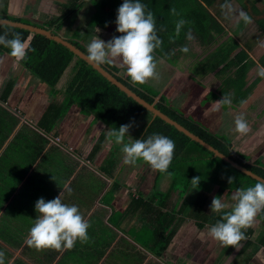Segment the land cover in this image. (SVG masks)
I'll return each mask as SVG.
<instances>
[{
    "label": "crops",
    "instance_id": "1",
    "mask_svg": "<svg viewBox=\"0 0 264 264\" xmlns=\"http://www.w3.org/2000/svg\"><path fill=\"white\" fill-rule=\"evenodd\" d=\"M3 1H6L7 12L4 16L0 15V19L9 20L7 17L21 19L16 12H23L24 7H31L35 20L39 18L37 16L40 13H45L49 16V20L46 23L59 21L57 24L60 25V32L73 30L70 37L60 34L65 40L70 39L77 33L74 30L83 29L86 31L90 25H85V22L92 21L94 15H98L94 20H100V22L104 21L106 16L105 7L103 6L105 0H75V4L78 5L77 9L70 7V3L73 0L60 1L63 8L57 9L60 14L57 17H55L56 11H54L55 9L53 10V5L43 2H48V0ZM30 2L33 5H30ZM66 3H68L67 7H65ZM147 9L152 11L149 3ZM217 22L220 26V31L218 33L216 31L210 32V37H217L222 40V45L230 39L235 44V47L229 49V45L222 46L223 48H219V53L215 56L211 53V48H207L208 44L205 47L198 46V48L207 52L205 56L200 57L202 61L206 58L213 59L209 66L205 62L206 66H201L204 72L200 73L199 78L195 74L194 76L192 75L194 62L199 64L198 62L200 61L199 57L195 59L198 50L194 46L195 55L189 54L188 58L187 56L184 58L185 64L183 68L171 67L172 70L167 74L166 78L160 81V83L164 82L165 86L159 90L157 97L165 96L168 88L173 86L169 96L167 94V99L172 103L171 105L174 107L181 106L184 114L194 117L195 120L204 124L212 132L228 135L232 143V150L246 153L248 161L254 162L259 159L264 164V78L259 75V70L264 68V52L259 55L255 54V58L251 57L246 49L243 48L244 46L251 48V44L245 43L242 45L240 44V39H236L241 34H244L242 29L239 28L241 31H236L234 36L231 33H225L220 22ZM109 23L114 24L115 22L111 21ZM35 24L38 25L36 22L33 25ZM103 25L99 22L95 23L91 29L92 34L96 35L104 31L106 28ZM237 26L239 27L240 25ZM117 35L120 36L122 33L117 31ZM262 35H264L263 32ZM104 40L106 42L109 39L104 38ZM193 41H197L195 37L191 40L187 39L186 43L189 42L188 45L191 46L190 43ZM193 45H195V42ZM240 46H243L241 48L243 51L240 50L233 56L236 48ZM227 47L230 54L226 56L224 53ZM204 51L202 52L204 53ZM241 53L244 54L238 56ZM161 57L165 59L164 56H159V58ZM11 60L13 61L10 65V75L5 81H3L4 77H0V85L4 83L1 87V92L6 95L4 100L14 111H11L13 118L11 120L2 119L1 122L3 124L0 125L3 128V131L0 132L2 136L0 138V251L5 253V264H71L74 261V264H120L115 258V254H125L129 247L132 249L128 250V257L123 258L122 264H132L129 262L130 258H133V264H193L183 261L182 258H185V252H180L182 249L177 250V245L179 244L175 243H180V237L177 236L176 232L179 229H177V226L172 227V231L173 229L177 230L174 231L169 241L170 243L163 251L159 249L155 253V251H151L148 248L149 243L152 244V242L146 239V231L152 228L155 223H158L161 218H165V212L159 213L153 208L152 199L158 195L156 192L159 191V188L158 186H152L154 183V177H152L151 186L147 189L151 199H141L140 191L134 192L131 190H134L132 185H134V181L138 177L141 182L147 180L149 171L146 170H151L152 167L141 160L135 165H128V168L124 169V165L121 164L119 168L116 161L112 174L101 170L103 162L101 160L102 152L99 153L94 161V156L98 151L94 155L90 153L96 137L92 138L89 136L90 134L87 135L86 127H84L83 134L75 129V120L80 117L88 124V116H76L73 118L72 114L74 112H67L71 116L57 121L52 131L46 132L44 126L38 123L46 107V100L43 97L45 91L43 93L33 91L31 76L16 72L15 60ZM76 62L72 61L65 70V75H70L71 79L73 78L74 68L76 69L77 67ZM115 63L114 65L117 67L125 68L119 61ZM159 64H161V61L157 59V65ZM242 65H246V67L244 68ZM238 68L243 69L241 74L244 77V85L240 89H236V87H232L229 84V80L239 78L236 75ZM63 74L57 84L62 81L61 78H64ZM70 81L68 80V84ZM153 82L158 83L156 80ZM178 83H184V86L176 88ZM187 83L188 86L193 88L194 93L193 91L191 92L190 87L186 90ZM57 84L56 89L64 93L67 87L62 91L61 88L57 87ZM196 84L203 86V88H198ZM222 84L226 85L225 90L222 91L224 95H230L232 102L235 103H232L230 107L221 106L220 110L217 111L215 109L217 100L209 103L207 102L208 99L204 98L200 102L206 90L215 91L221 88ZM24 89H28L27 92ZM30 89L32 93H29ZM175 92L177 93L175 94ZM184 92L185 95L183 94ZM24 93L26 98L24 97L23 99L21 96ZM60 98H63V96H60ZM242 99L243 101L241 102ZM12 100L18 105H12ZM194 102L197 103L195 104ZM42 104H44L43 108H41ZM224 108L227 109V113ZM228 115H234L235 117L245 116L251 131L246 135L237 133L234 130L235 119L231 120L230 117H226ZM143 120L145 122L144 118H142ZM87 124L85 123V126ZM102 125V122L98 121L97 127H100L98 128L99 130H101ZM88 136L89 139L87 138ZM50 140L56 144L51 143ZM84 142H89L90 144L81 152L80 148L81 146L83 147ZM81 161H85V164H81ZM94 168L101 172L100 176L94 174ZM47 169L57 170L61 176L64 174L65 169V173L68 175L63 179L68 178L70 170H81L79 173L77 172V175L72 180L76 178L80 180L87 179L89 181L88 185H93L94 187L88 189V192L85 191V197L69 194L67 200L66 198L63 199L65 203L67 201L74 202L73 204L79 207L85 219L90 223L88 229L89 246H86L88 243H84L83 253L79 254L80 256L77 259L71 257L65 251L56 254L57 252L54 249H45L49 253L44 257L43 255L46 252L37 251L35 248L28 250L26 240L29 238L30 228L33 226L31 224H34L35 219L39 216L35 208L36 202L40 198H44L47 201L51 193L54 196L53 199L60 195L59 188L47 193L43 191L47 184L45 180L54 178ZM92 172L94 175L90 174ZM102 173L105 175V179L114 176L110 186H103ZM118 173L124 175V181H119L121 178L117 177ZM97 182L99 184L98 187ZM63 183L65 184V182ZM115 183L116 185H114ZM60 184L61 182L58 185ZM63 187L61 190H63ZM125 189L127 190L125 191ZM108 191H110V198H105L104 196L107 195ZM135 193H138V195L136 196ZM160 202L161 199L157 200V204ZM23 222H27V224L23 225ZM173 248L175 249L173 250ZM136 249L142 253H139V256L134 258L138 253L134 254ZM60 253H62V257H65L64 262L54 260L55 256ZM205 258H207V255ZM201 264H206V262Z\"/></svg>",
    "mask_w": 264,
    "mask_h": 264
},
{
    "label": "trees",
    "instance_id": "2",
    "mask_svg": "<svg viewBox=\"0 0 264 264\" xmlns=\"http://www.w3.org/2000/svg\"><path fill=\"white\" fill-rule=\"evenodd\" d=\"M118 1L122 4L124 2V0H117L116 3H112L111 0H105L103 3L106 11L105 20L101 22L100 20L96 21L94 18L98 17V15H94L92 24L94 25L99 22L105 26L111 21L115 22L116 18L114 17L118 16ZM227 1L228 0L221 1L223 2L221 4ZM141 3L145 4L147 7L149 3L154 17H156L158 35L162 41L163 37H167L174 33V24L179 19L187 21L184 27L186 32H188L190 28H194L196 22L202 24L204 29L201 28L198 32V35L202 37H210V32L216 31V33H218L220 31V26L217 22V18L220 16V9L215 10V0H141ZM66 4L65 7L68 6V3ZM70 7L72 9L78 8V5L75 4V0L70 3ZM171 8H175L181 17L176 18V16L171 13ZM249 8H247L246 12L252 17V22L257 25L258 29L264 33V0H251ZM7 18L14 22L27 25L31 24L32 26L44 30H50L52 36H58L60 25L57 23L59 21H50L45 25H33L29 21L23 19H16L14 17ZM243 23L244 22L241 21L237 25L241 27ZM5 31L20 33L22 39L27 43L28 52L26 58L22 61L15 60V58L10 55V49L3 46H0V53L8 54L15 60L14 65L16 72H19V74L24 73L28 76L30 75L31 79L35 77L39 80L40 88L39 90L35 89V92L43 93L47 91V94H49V97L46 99V107L43 110V115L38 120V123L44 126L46 132L52 131L57 121L62 120L64 117L71 116L67 112H74V114H72L73 118L76 116L83 117L96 114V118L98 121H101L103 125L101 130H99L98 137L94 139V143L92 144L90 153L94 155L109 140L107 132L110 128L118 129L121 125L130 124V133L139 128L140 119L146 117V115H150L149 121L143 125L141 134L137 139H146L148 136L158 133L169 137L175 143L174 158L168 173H161L153 169V173L156 175H154V183L152 186L157 187V181L162 175H168L171 179L168 192H165V194L156 192L161 199L159 204H163V199L165 197H172L171 195L174 193L172 189L180 178V180H182V189L179 191L180 198L188 191H195L194 193L196 196L193 201L184 200L181 213L189 217V222H193L196 228H210L220 219L219 214H209L206 211L205 206L208 200L206 196L207 191H211L213 199L219 197L229 198L231 200V194L235 192L237 188L246 189L249 186H254L255 183L258 182L230 165L228 161L214 155L211 150L178 130L174 125L166 122L157 115L154 116L151 110L145 108L130 96H127L125 92L108 81L84 60L77 57L72 51L52 38L24 28L0 24V34H3ZM66 41L87 55V47L83 45L79 33H75ZM212 42L213 41L207 40L206 38L205 42H203L205 43L203 46ZM232 48L234 47L230 46L229 49ZM229 49L228 47L225 49L226 52L224 54L226 56L230 54ZM156 52L160 53L163 51L159 48ZM243 54L244 53H241L238 56H242ZM74 58L77 60V67L76 69L74 68L73 78L69 82L66 91L62 93L60 90L56 89V84ZM242 66L244 68L246 67V65ZM102 68L146 103L159 109L168 117L184 126L203 141L212 145L229 159L233 160V162L264 180V164L259 159L254 162L248 161L245 153L239 150L234 152L228 135L212 132L204 124L195 120L194 117L184 114L183 109L171 105L172 103L168 101L165 96H160L158 98V90H152L151 87H148L146 84L141 85L133 83L128 74L123 71L119 72L118 67L114 64L102 65ZM242 70V68H238L236 72L237 77H239L238 79L229 80V84H231L232 87H236V89H240V87L242 88L244 85V77L241 74ZM1 93L0 100L4 101L6 95H4V93H2V95ZM60 96L64 97L61 101L59 100ZM85 123L87 124L82 118H77L75 120V129L83 134L84 127H86L85 131L88 132L91 124L88 123L87 126H85ZM129 141L132 140L126 135L125 142ZM111 142L112 146L108 156L103 159L100 168L109 174H112L114 164L120 157L119 152L122 147L121 145H116L114 140ZM113 146L116 150V157H113L115 153H113L112 150ZM204 154L205 156H203ZM185 163H191V165L187 166ZM204 165L207 166L204 167ZM65 172L66 170L64 169V173ZM194 177H200L199 186L196 189H193L191 182ZM53 179L54 178L50 180ZM230 179L231 183L229 182ZM114 185H116V183ZM107 194H110V191H108ZM106 196L104 197L107 198ZM63 199L64 198H62V200ZM164 217L165 218H161L158 223H155L154 226L145 233L146 239L152 242V244L149 243L148 248L151 251H155V253H157L159 249L163 251L166 246H168L175 231V229H173V231L169 229L170 223H174L169 213L165 212ZM256 220L264 229V212L258 214ZM249 232H251V230H249ZM262 241H264V238ZM232 247L233 246H230V248Z\"/></svg>",
    "mask_w": 264,
    "mask_h": 264
},
{
    "label": "clouds",
    "instance_id": "3",
    "mask_svg": "<svg viewBox=\"0 0 264 264\" xmlns=\"http://www.w3.org/2000/svg\"><path fill=\"white\" fill-rule=\"evenodd\" d=\"M222 8L227 10L226 16L234 11L230 3H225ZM170 11L173 15L179 16L175 8H171ZM238 16L246 25L252 23V17L244 10H239ZM115 23L117 31L123 35L114 36L107 42L94 37L87 45L88 60L98 66L112 65L119 61L135 84L142 85L150 80L158 81L160 73L157 71L155 52L161 48L163 41L158 35L156 18L152 11L147 9L141 0H124L118 8ZM186 23L184 19L177 20L175 36L170 37V40L174 41L179 37ZM187 39H193L191 30L187 32ZM0 46L10 49V55L17 61H22L27 56V43L18 32L5 31L0 34ZM180 51L187 53L189 48L182 46ZM259 75L264 78V68L259 70ZM231 104V96L223 95V98L217 102L216 110L219 111L224 105L230 107ZM234 123V130L240 135H246L251 131L243 115L237 116ZM130 127V124H125L118 129L110 128L107 132L110 141L114 140L116 145L122 146L123 162L126 165H135L137 161L142 160L154 170L168 173L174 158V141L167 136L154 133L146 139L125 142ZM191 182L193 189L198 188L200 177H194ZM229 182L231 183V179ZM65 189L69 193L72 191L67 186ZM63 191L52 200L46 201L40 198L36 202L35 208L39 216L30 228L29 238L26 240L29 247L37 251L44 249L63 251L72 249L77 241L89 242L90 223L77 205L63 202ZM231 201L232 203L229 204L219 197L212 200L211 212L219 214L220 219L210 227L209 235L221 245L233 246L239 250L242 241L248 238L247 229L253 227L257 215L264 212V180L246 189L237 188L231 194ZM0 264H5L3 251H0Z\"/></svg>",
    "mask_w": 264,
    "mask_h": 264
},
{
    "label": "rangeland",
    "instance_id": "4",
    "mask_svg": "<svg viewBox=\"0 0 264 264\" xmlns=\"http://www.w3.org/2000/svg\"><path fill=\"white\" fill-rule=\"evenodd\" d=\"M60 1H67V0H48V2L43 1L45 4L49 3L53 5V10L56 11V15L55 17L59 16V12L57 11V9L59 8H63L61 7V3ZM112 3H116L117 0H111ZM223 0H215V10L220 9L219 12V17L217 18V21L220 22L221 27L223 28V31H225V33L228 34H232V35H236V31H241L240 29H242V33L239 37H237L236 39L238 40V38L240 39V44L244 45L245 43H249L251 44V48H247V47H243L240 46L239 48L237 47L234 55L235 56L240 50L241 48H245L246 51L249 53V55L251 57H254L255 54L259 55L262 54L264 52V35H262V32L260 29H258L257 25L252 22L250 24H245L243 23V25H241V27H238L237 24L240 23L242 20H240L239 16H238V12L239 10H244L245 12L247 11V8L250 7L251 4V0H228L226 3H230L233 5L234 11L230 14H228L227 16L225 15V12L227 11L226 9H223L222 6L225 4H221L223 2H221ZM6 2V1H5ZM3 0H0V15L4 16L6 15L7 12V6ZM47 4V5H49ZM30 5H33L30 2ZM46 5V6H47ZM122 5V3H120L118 1L117 6L118 8ZM246 7V8H244ZM250 9V8H249ZM31 7L26 8L24 7L23 12L19 11L16 12V14L20 15L21 19L29 21L30 23L34 24L35 22L37 24H46V21H48V15L47 14H41L38 15L36 20L34 18V14L31 12ZM15 13V12H14ZM218 15V14H217ZM181 17L176 16V18ZM34 18V19H33ZM117 19V17H114ZM93 21H87L85 22V25H90L87 30H74V32L76 31L77 33H79L83 45L87 47L88 43L95 37V38H101L104 40V38H108L109 40H111L114 36H117V24H110L108 23L107 25H105L104 31L100 32L99 34L93 35L92 34V28H93ZM177 22V21H176ZM175 22V24H176ZM174 24V27H175ZM109 25V26H108ZM204 29V26L202 24H199L196 22L195 27L194 28H190L189 30H191V34L192 37L197 40V41H193L191 42V46H189V42L186 43L187 40V32L184 30L181 31V34L179 35V37H176L174 41L170 40V37H174L175 36V30L174 33L167 36V37H163V43L162 46L160 48V50H162L163 52L160 53H155L156 59H159L161 61V64L158 65L157 67V71L160 73V79L158 80V83L156 84L155 82H153L154 80H150L149 82L145 83L148 87H151L152 90H161L162 87H164V82H161V80L165 79L167 74H169V72L172 70L171 67H180L183 68V65L185 64V60L184 58L189 54H194L195 55V51H194V46L196 47V49L198 50L197 56L195 57L200 59L201 56H205V54L207 52L204 51V49L198 48L199 47H205L203 46L205 43V40L207 38V40H211L213 41L212 43H209L207 48H211V53L214 54L215 56L218 55L219 53V48H223L222 46L225 47V45L229 46H233L235 47V44L232 42V40H227L224 42V45L221 44L220 39H218L217 37H202L201 35H198V32L200 31L199 29ZM240 28V29H239ZM61 28H59L58 33L59 36H61L60 34H64L65 37H70L71 33H73V30H68L70 32H60ZM94 30V29H93ZM188 30V31H189ZM115 34V35H114ZM123 35V34H122ZM222 39V38H221ZM108 40V41H109ZM105 41V40H104ZM107 42V41H106ZM195 42V45H193V43ZM255 43V44H254ZM182 46H187L189 48V51L187 53H183L180 51V48ZM204 51V53L202 51ZM243 51V50H241ZM201 54V55H200ZM159 56H164L165 59L159 58ZM255 58V57H254ZM12 58L5 53H0V77H4L3 81H5V79H7L8 75H10V65L12 64L11 60ZM194 59V60H195ZM72 61H77L76 58H74ZM187 61V59H186ZM213 61V59L211 58H206L204 59V61H202L200 59V61L198 62L199 64L194 62V72H192V75L194 76V74L196 76H198L200 78V73L204 72V70L201 68V66L206 65L205 63H207V65L209 66L211 64V62ZM205 62V63H204ZM116 64V63H115ZM119 72L123 71L126 72V68H119ZM9 71V72H8ZM66 72V71H65ZM65 72L63 74L64 78H61L62 81H60L57 84V87L61 88L62 91H64L68 85V80H71L70 75H65ZM177 72H179V70H177ZM127 73V72H126ZM2 74V75H1ZM74 74V71L72 73V76ZM2 81V82H3ZM32 83L31 85H33V91L35 89L40 88V83L39 80L35 77H33L31 79ZM4 83H1L0 85V93H1V87ZM184 86V83H178V86L176 88H182ZM194 86V85H193ZM196 86H198V88H203V86L196 84ZM188 87L191 88V86H186V90L189 89ZM45 89V86H44ZM28 89H24V91L27 92ZM173 90V86L168 88L167 93L165 94V97L167 98L169 96V94L172 92ZM225 90V86L224 84H222L221 88L215 90V91H208L206 90L205 95L202 97V99L200 100V102H202V100L208 99L207 102H211L213 100H220L222 99V95H224V91ZM22 91V92H24ZM193 91V88H191V92ZM25 92V93H26ZM24 95H22L21 97L24 99V97L26 98ZM29 93H32V90H29ZM177 92H175L176 94ZM194 93V91H193ZM168 94V96H167ZM185 95V92L183 93ZM181 95V94H180ZM44 99L46 100L49 97V94H47V91L44 92L43 95ZM64 98V97H63ZM63 98H60L59 100L61 101ZM30 100V99H29ZM243 101V99L241 100V102ZM199 102V103H200ZM192 103V102H191ZM195 103V102H194ZM197 103V102H196ZM195 103V104H196ZM235 103V102H232ZM12 105H18V103H14V101L12 100L11 102ZM194 104V105H195ZM202 104V103H200ZM226 105H224L225 107ZM44 107V104H42L41 108ZM179 108L182 109L181 106H178ZM223 107V106H222ZM216 109V108H215ZM225 109V108H224ZM13 108L10 107L8 105V103H6V101L4 100H0V125H2L3 123L1 122L2 119H7V120H11L13 118V114L12 112ZM225 112L227 113V109H225ZM96 114H90V116H88V123L91 124L90 125V129L87 132V135L91 136L92 138L97 137L98 131L100 127L98 126V119L95 116ZM223 116V114H222ZM224 117V116H223ZM226 117H230L231 120L235 119L236 117L234 115H228ZM150 118V115H146V117H144V120L142 121V119L139 120L140 125L139 128L131 131L129 133V135H127V137L130 140H135L139 137V135L141 134V130L143 129V125L148 121V119ZM244 118H246L244 116ZM3 131V128L0 126V132ZM228 131V130H227ZM89 136L87 137L89 139ZM0 138H2L1 133H0ZM92 140V139H91ZM17 141V140H15ZM90 141V140H89ZM234 141V140H233ZM20 142V141H18ZM51 143H54L52 140H50ZM89 142H84L83 147L81 146L80 151L83 152L84 148H87L89 146ZM112 146V142L111 141H107L104 144V147L101 148L94 156L93 161L97 158V156L99 155L100 152H102V156H101V160L104 159V157L108 156L109 150ZM114 156L116 157V150L114 148V146L112 147ZM200 153V152H199ZM203 154V153H200ZM106 155V156H105ZM246 155V153H245ZM199 156V155H196ZM202 156V155H201ZM205 156V154L203 155ZM194 157V156H193ZM123 162V153L120 149V157L117 160V165L120 168V165H124V169L128 168L125 163ZM81 164H85V161H81ZM185 165H191V163H185ZM186 166V167H187ZM207 165H204V167H206ZM79 168V167H78ZM77 168V169H78ZM70 170L69 171V176L67 179H63L64 177H66L68 174L64 173L62 176L59 173V171L54 170V169H47L48 172H50L54 179L53 180H45L46 181V185L44 187V192H52L53 190L59 188L60 190V194L63 190L65 189V186H67L68 188H71V192L69 193L66 189L63 191V195L62 198H66V200L69 198V194H73L75 196L79 195L80 197H85L84 193L85 191L88 192V189L94 188L93 185H88V180L87 179H82L80 180L79 178H76L75 180H72L76 175L77 172L79 173L81 170ZM91 169V168H89ZM77 170V171H76ZM146 170V169H144ZM146 171H149V177L147 178V180L144 182H141V180L139 179V177L134 181V185H132L134 187V190L132 189L131 191L137 192L140 191L141 192V199H151L150 196L148 195V188L151 186L152 183V177H154L153 174V168L147 169ZM94 174L100 176L101 172H99L97 169L94 168L93 170ZM92 173V175H94ZM123 172V171H122ZM105 175H103L102 173V182H104L103 186H110V182L114 179V176H110V178L105 179L104 178ZM118 178H121L119 181H124V175H122V173H118L117 175ZM72 180V181H71ZM61 182L60 185H58ZM65 182V184L63 183ZM171 184V179L168 175H162L159 180L157 181V186L159 188L158 193L159 194H165V192H168L169 186ZM99 186L98 182H97V187ZM182 189V180H180V178L178 179V181L176 182L175 186L173 187V191L174 193L171 195L172 197H165L163 199V204H157V200L160 199L159 195H157L156 197H154L153 200V208L155 209V211H159V213H164V212H168L169 216L173 219L174 223H170L169 229H172L173 226H177V236H179L180 238V243H175V244H179L177 245V250L182 249L180 252H185V258H182L183 261H187V262H191L193 264H201V263H205L206 264H264V241H262V239L264 238V229L260 226L259 222H257V220H255V224L253 227L247 229L246 231V235H247V240L246 241H242V246L239 250H237L235 247L230 248V246L225 247L223 245H221L218 241L212 239L209 235V227L205 228V229H198L196 228L195 224H193V222H189V217L185 216V214L181 213V209L183 210L182 206L184 205L183 202L184 200H187L190 202L194 200L195 195V191H188L182 198L179 197V191H181ZM211 189V186H210ZM127 189H125L126 191ZM119 193V192H118ZM136 196L138 195V193H135ZM211 191H207L206 196H207V202H206V211L211 214V208L210 205L212 203L213 197L211 195ZM119 195H121L119 193ZM53 195L52 193L50 194L49 198H47V201L52 200L53 199ZM107 198H110V194H107L106 196ZM224 202L226 203H231V200L229 198H221ZM65 203V202H64ZM72 205L73 202H69L67 201V204ZM186 213V211H185ZM8 216L9 213L7 212ZM177 222V223H175ZM27 222H23V225H26ZM177 224V225H176ZM179 224V225H178ZM34 225V224H31ZM180 226V227H179ZM249 230H251V232H249ZM178 239V238H175ZM182 243V244H181ZM84 243H80L79 241L76 242L75 246L70 249V250H63V251H57L55 250V252H57L56 254H58L59 252H66L67 254H70L71 257H75V259H77L84 250ZM89 246V243L86 245ZM32 247L28 246V250H30ZM34 249V248H32ZM132 248L129 247L126 251L125 254H115V258L119 261V263L121 264L123 262V258L124 257H128V250H131ZM175 248H173L174 250ZM43 252H46L43 256L45 257L49 251L47 250H41ZM138 251V249H136L134 251V254ZM62 253H60L59 255L55 256L54 260L55 261H63L65 259V257H62ZM139 253L142 252H138L136 254V256L134 258H137L139 256ZM80 254V255H79ZM213 254V255H210ZM207 255V258H205V256ZM41 257V256H40ZM214 258V259H213ZM133 258H130L129 262L130 263H134ZM213 259V261H212ZM212 261V262H211ZM64 262V261H63ZM74 262H71V264H74ZM107 264V263H106Z\"/></svg>",
    "mask_w": 264,
    "mask_h": 264
},
{
    "label": "water",
    "instance_id": "5",
    "mask_svg": "<svg viewBox=\"0 0 264 264\" xmlns=\"http://www.w3.org/2000/svg\"><path fill=\"white\" fill-rule=\"evenodd\" d=\"M0 24H6V25L14 26V27L24 28V29H27L29 31H33V32H36V33H39V34H43V35H45L48 38H52L56 42L62 44L64 47H66L67 49L72 51L77 57H79L82 60H84L88 65H90L93 69H95L98 73H100L108 81H110L112 84L116 85L121 91L125 92L127 96H130L135 101H137L139 104H141L145 108H148L149 110H151L153 112L154 116L157 115L160 118H162L163 120H165L166 122H169L170 124L174 125L178 130H180L181 132H183L184 134H186L187 136H189L193 140L199 142L200 144H202L207 149L211 150L214 153V155L223 158L225 161H228V163L230 165H232L236 169L240 170L241 172L245 173L246 175L250 176L251 178H253V179L257 180V181L263 180L261 177L253 174L251 171H249V170L243 168L242 166L236 164L235 162H233V160L229 159L227 156H225L224 154L219 152L217 149H215L212 145H210L207 142L203 141L200 137H198L197 135H195L192 132H190L184 126H182L181 124H179L175 120H173L170 117H168L166 114L161 112L159 109L154 108L152 105H149L148 103H146L143 99L138 97L135 93H133L131 90L126 88L123 84L118 82L111 74H109L105 69H103L102 66H98V65H95L94 63L90 62L88 60L86 54L81 52L79 49H77L71 43H69L68 41L63 39L61 36H59V35L58 36H52L51 33L49 31H47V30H44V29H41V28H38V27H35V26H32V25H27V24L14 22V21H10V20H5V19H0Z\"/></svg>",
    "mask_w": 264,
    "mask_h": 264
}]
</instances>
